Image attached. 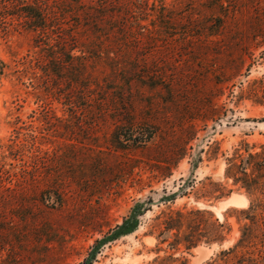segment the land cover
<instances>
[{"label":"rangeland","instance_id":"374dc122","mask_svg":"<svg viewBox=\"0 0 264 264\" xmlns=\"http://www.w3.org/2000/svg\"><path fill=\"white\" fill-rule=\"evenodd\" d=\"M263 147L264 0H0V264H264Z\"/></svg>","mask_w":264,"mask_h":264},{"label":"trees","instance_id":"16d2710c","mask_svg":"<svg viewBox=\"0 0 264 264\" xmlns=\"http://www.w3.org/2000/svg\"><path fill=\"white\" fill-rule=\"evenodd\" d=\"M97 87L101 88L99 84H97ZM87 92L92 93V91H87ZM90 102L93 101H89V103ZM112 134L114 139L119 138L120 140L118 129L114 130ZM154 134H155L154 131H150L148 135H145L144 137H141L138 140V144L146 143L147 141H149L154 137ZM245 152L246 153H241L240 151H236L232 157L227 159V169L225 173L226 177L231 178L235 185L240 184L241 187L245 188L247 191L253 192V191H258L259 189H262V191H264V186L262 185L263 188L261 187V180L264 178V147L261 153H252L248 149H246ZM198 162H201V157L198 161L192 162V167L196 168ZM142 207H143L142 203H137V205L135 206V223L126 222L115 233V236L132 231L134 226L136 229L138 223V217L143 214ZM260 207H262L261 204L252 205L249 208V210L255 213L257 209H260ZM254 220L255 219H253L252 221ZM241 241L245 242L244 239ZM101 244H103V242H100L98 246H100ZM92 256H94V254H92ZM92 260L93 257L87 260L86 264H91Z\"/></svg>","mask_w":264,"mask_h":264}]
</instances>
